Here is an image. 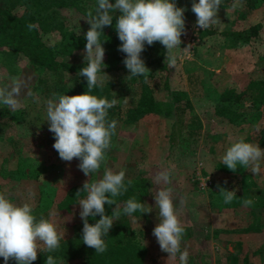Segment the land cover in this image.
<instances>
[{"label":"trees","instance_id":"trees-1","mask_svg":"<svg viewBox=\"0 0 264 264\" xmlns=\"http://www.w3.org/2000/svg\"><path fill=\"white\" fill-rule=\"evenodd\" d=\"M234 1L222 0V4H236ZM239 3L244 8L234 6L236 20L247 17L264 0H239ZM179 12L193 15L191 8H176L174 0H136L133 6L129 0H0V72L19 75L21 62L26 60L37 71L28 96L35 98L40 91L48 102L53 98L64 102L62 117L56 118L51 109L45 110L48 124H40L37 132L42 144L57 150V157L62 156L64 181L68 182L72 175L81 177L69 183L58 202L49 191L39 190L34 194L28 211L33 226L20 234L19 245L27 243L34 229L41 233L42 244L32 256H21L17 249L12 250L8 253L9 264H48L55 259L79 260L81 264H148L142 249L147 230L135 226L133 217L145 213L147 195L152 190L149 177L142 174L107 178L90 187L77 169L82 167L83 159L97 156L87 141H92L98 152L111 154L119 124L137 122L150 113L165 112L174 116L170 131L172 144L179 138L183 142L198 141L202 130L200 117L194 113L190 122L186 121L191 103L179 104L181 95L171 90L174 100L167 106L158 97L159 83L153 78L154 65L161 70L167 67L166 47L178 31L175 21ZM206 21L204 34H211L215 31L211 18L207 17ZM261 25L259 22L249 28L229 27L222 32L231 45H245L259 34ZM55 32L59 33L58 40L47 42L45 35ZM93 46L102 53L99 65L65 59ZM212 79L218 92L215 110L219 115L233 124L260 119L264 109L263 75L253 71L218 70L212 73ZM1 114L0 137H11L10 142L19 156L16 173L39 179L45 167H38L39 160L22 156V140L19 136H10L8 127L28 125L39 120L41 114L31 117L24 104L7 107ZM75 116L81 122L70 133L68 141L64 140L65 127L55 132L45 131L51 125L66 126ZM259 140L264 146V127L259 132ZM86 200H90L85 214L89 230L77 227L72 235L64 236L49 227L47 216L54 206L59 216L73 224L74 211L81 210ZM241 210L246 220L240 231L262 229L261 210L250 205ZM257 251L264 255V245ZM227 258L228 264H254L249 253H240L237 249L230 251Z\"/></svg>","mask_w":264,"mask_h":264},{"label":"rangeland","instance_id":"rangeland-1","mask_svg":"<svg viewBox=\"0 0 264 264\" xmlns=\"http://www.w3.org/2000/svg\"><path fill=\"white\" fill-rule=\"evenodd\" d=\"M129 1L132 6L136 4V0ZM174 2L181 10L191 8L193 15L189 17L181 12L177 15L178 31L166 47L167 67L161 70L154 65L153 78L159 83L157 95L167 106L174 100L171 90L181 95L179 104L191 103L186 121L189 123L194 113L200 117L202 130L198 141L183 142L179 138L172 144L170 131L174 116L165 112L150 113L137 122L119 124L111 154L98 152L95 144L87 141L97 156L83 159L82 167L77 170L90 187L107 178L142 174L149 177L152 190L147 195L145 213L133 217L135 226L147 230L142 249L148 264H228V253L236 249L249 253L254 264H263L264 255L257 250L264 245V146L259 140V132L264 127V109L257 122H229L215 110L219 98L212 73L253 71L264 76V4L251 10L247 17L236 20L234 6L242 5L239 0L227 5L222 0ZM207 17L215 29L211 34H204ZM259 22L262 24L259 34L249 44L231 45L222 32L229 27L249 28ZM58 38L57 32L45 35L49 43ZM101 58L97 46L65 57L72 63L89 61L94 65H99ZM21 65L19 75L0 72V119L2 110L20 104L29 108L33 118L41 114L33 123L8 129L10 136H19L22 140V156L39 160L38 167L44 166L45 171L39 179L19 176L16 173L19 156L10 142L11 137H0V264H9L8 253L12 250L17 249L21 256H32L42 244L41 233L34 229L27 243L19 245L20 234L33 226L28 211L34 194L39 190L49 191L58 202L69 183L81 179L72 175L68 182L64 181L62 156L57 157V150L42 144L37 132L40 124H48L45 110L51 109L56 118L62 117L64 102L57 98L48 102L40 91L35 98L29 97L37 71L26 60ZM80 122L81 118L75 116L72 123L51 125L45 131L55 132L65 127L64 140L68 141ZM89 204L90 200H86L81 210L74 211L73 224L59 216L54 206L47 216L49 227L64 236L72 235L77 227L89 230L85 219ZM245 205L263 212L261 230H239L246 220L241 213ZM165 248L171 251L166 252ZM48 264L81 262L55 259Z\"/></svg>","mask_w":264,"mask_h":264}]
</instances>
